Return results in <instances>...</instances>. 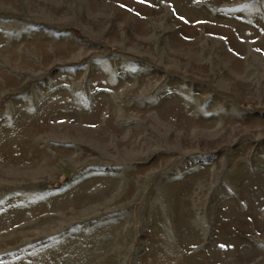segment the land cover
<instances>
[{
  "label": "rangeland",
  "instance_id": "rangeland-1",
  "mask_svg": "<svg viewBox=\"0 0 264 264\" xmlns=\"http://www.w3.org/2000/svg\"><path fill=\"white\" fill-rule=\"evenodd\" d=\"M0 264H264V0H0Z\"/></svg>",
  "mask_w": 264,
  "mask_h": 264
}]
</instances>
